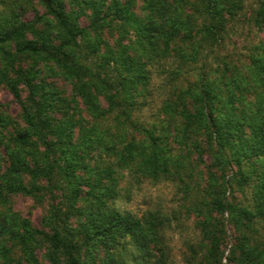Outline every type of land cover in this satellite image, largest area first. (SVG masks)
I'll use <instances>...</instances> for the list:
<instances>
[{"label":"trees","instance_id":"obj_1","mask_svg":"<svg viewBox=\"0 0 264 264\" xmlns=\"http://www.w3.org/2000/svg\"><path fill=\"white\" fill-rule=\"evenodd\" d=\"M20 1L16 0L14 6H21ZM23 1L41 4L51 19L39 16L33 22H23L15 16V22L6 19L0 24V42L11 43L2 48L0 86L4 85L21 104L24 124L13 134L8 128L9 117L0 105V205L7 203L8 195H33L42 189L60 193V202L53 207L50 234L34 228L10 208H0V241L12 240L32 264L37 262L35 249L41 236L48 243L46 256L52 264L60 260L81 264V240L87 259L100 248L107 264H124L126 253H119V242L129 237L137 252L133 254L135 264H150L151 245L159 239L162 218L151 215L142 220L106 208L107 200L118 193L116 168L133 166L155 180L172 175L182 178L186 162L191 163L190 153L201 159L205 151L210 153L213 166L235 164L241 170L247 162L250 171L259 170L253 186V209L227 201L225 188L211 202L219 213H229L236 228L252 231L255 221L264 215V94L259 93L253 103L247 92L252 88L264 91V45L252 55L245 73L219 80L200 77L196 83L182 86L177 102L164 105L165 118L151 129L140 125L145 139L126 141L124 126L127 122L132 126L133 110L148 91V66L154 60L170 58L199 60L219 43L242 0H144V17L134 10L136 0H81L75 12L67 10L64 0ZM83 15H88L87 26L80 22ZM255 17L258 24L264 25V2L259 4ZM113 21L130 28L134 40L127 41L126 35L119 34L110 46L100 35L103 27H111ZM38 22L43 28L36 27ZM90 29L92 36L88 34ZM55 38L59 44L54 43ZM102 46L108 49L106 53L101 52ZM37 56H43L44 60L35 62H43L47 72L73 84L75 96L92 118L102 116L106 110L114 113L119 133L115 138L122 143L121 149L112 133L105 141L94 127L76 120L69 113L70 102L49 87L38 67H27L22 60ZM94 57L101 60H89ZM100 69L105 70V77ZM21 85L28 92L25 101L21 99ZM58 112L60 117L55 116ZM78 122L81 129L75 137ZM171 144L189 153L174 154ZM103 151L114 154L116 161L103 165ZM241 176L244 182V172ZM84 195L89 203L82 207L79 202ZM242 234L247 241L245 232ZM255 249L242 243L240 264H264V250ZM0 264H13L10 249L3 245Z\"/></svg>","mask_w":264,"mask_h":264},{"label":"rangeland","instance_id":"obj_2","mask_svg":"<svg viewBox=\"0 0 264 264\" xmlns=\"http://www.w3.org/2000/svg\"><path fill=\"white\" fill-rule=\"evenodd\" d=\"M67 10L75 12L79 10V1L64 0ZM195 3L198 0H191ZM16 0H0V24L3 25L7 19L15 22L16 19L23 22H33L40 17H51L46 13L44 6L37 2L27 3L20 1L21 6L17 8ZM264 0H242V6L238 14L228 21L226 30L223 32L219 43L208 49L199 57V60H154L149 66L151 82L144 98H139V105L132 113L131 122L125 123V140L135 139L140 141L145 139L141 126L152 128L153 124L165 118L164 105L175 104L179 89L189 84H194L203 77L221 79L222 76L231 77L245 73L247 66L250 65L252 55L259 52L264 45V25L255 21L256 10ZM144 0H136L134 10L140 17H144ZM86 14L90 10L86 9ZM110 18H108L109 20ZM82 25L89 24L88 15H83L80 19ZM38 22L36 27L39 28ZM40 28H43L41 26ZM54 29V26L52 27ZM89 35H94L92 30ZM120 35H126L125 40H134L133 31L119 23L112 22V26H104L101 37L113 46ZM124 40V42H125ZM187 42V40H186ZM55 44L59 40L55 38ZM7 43L0 42V60L3 46L8 47ZM186 44V43H185ZM2 46V47H1ZM83 48V47H82ZM108 49L102 46L101 52ZM27 67L34 66L39 68V75L50 88L57 90L61 97L67 99L69 113L76 120L81 121L83 126L94 127L105 141H108L109 134L112 133L113 141L121 149L122 143L115 138L116 125L114 113L107 110L98 118H92L80 99L75 96L73 84L63 79L61 76L52 75L47 72L46 66L41 61L43 56L26 57ZM81 60H85L81 58ZM89 60H101V58H90ZM107 72V71H106ZM102 77H105V70L100 69ZM109 73V72H108ZM115 71H113V74ZM39 77V78H40ZM224 78V77H223ZM225 79V78H224ZM21 99L26 100L28 92L25 86L21 85ZM259 93L264 94L262 88L253 89L247 92L248 99L253 103L259 98ZM104 109L107 104L100 97ZM0 105L3 114L9 117L8 128L13 134L16 130L23 127L21 104L13 97L10 91L4 86H0ZM60 117V112L55 115ZM122 120L124 118H121ZM159 128V126H157ZM81 123L78 122L75 128V137L79 136ZM123 134V132L121 133ZM122 138V137H121ZM125 143V142H124ZM174 148V154H188L186 148ZM0 154L3 156L2 149ZM210 153L206 151L199 159L196 153H190L191 163L186 162L182 173V178L176 176H166L155 180L143 175L135 170V167L116 168L114 177L117 178V195L114 199L107 200L109 209H117L123 214H132L142 220L157 215L162 218L158 227L159 239L151 245L150 264H240L242 260V243L256 248V252L264 250V215L258 217L251 230L242 231L235 227L229 213L221 214L212 205V199L218 196L217 192L225 188L223 196L231 203L240 207L253 209V186L257 179L255 172L250 171L247 162L242 164L241 170L235 164L225 167L213 166ZM103 165L116 161L114 154L101 152ZM241 172H244V182ZM213 176V177H212ZM246 179V180H245ZM31 186L32 181L28 177L25 179ZM44 185L43 182H39ZM86 190V189H85ZM60 193H50L47 189H42L33 195L11 194L7 196V203L0 205V208L8 207L18 213L20 217L28 219L34 228L41 230L44 234H50L54 226L52 221L53 207L60 202ZM54 195V196H53ZM89 203V197L83 196L79 205L85 207ZM63 209V208H62ZM75 226L76 224L73 223ZM243 232L247 235V241L243 239ZM39 244L35 249L37 262L34 264H52L47 258L48 243L43 236L38 239ZM84 240L79 243L82 251L79 256L81 264H107V256L99 248L93 250L91 259H87L84 250ZM119 253L125 251V263L135 264L134 255L136 250L129 237L122 238L119 242ZM10 249V256L13 264H32L23 257L19 246L12 240H1L0 246ZM212 250L211 254L209 250ZM117 252V251H116ZM117 255V260H120ZM56 264H66L65 260H60Z\"/></svg>","mask_w":264,"mask_h":264}]
</instances>
